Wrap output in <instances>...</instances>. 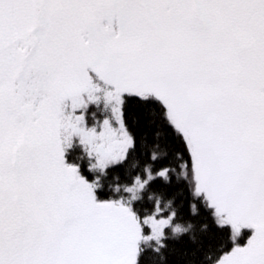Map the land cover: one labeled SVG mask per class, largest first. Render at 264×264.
<instances>
[{
	"label": "snow or ice",
	"instance_id": "1",
	"mask_svg": "<svg viewBox=\"0 0 264 264\" xmlns=\"http://www.w3.org/2000/svg\"><path fill=\"white\" fill-rule=\"evenodd\" d=\"M0 264H264V0H0Z\"/></svg>",
	"mask_w": 264,
	"mask_h": 264
}]
</instances>
